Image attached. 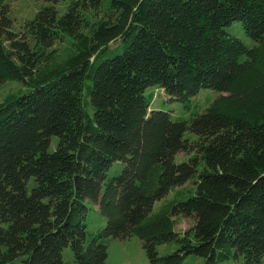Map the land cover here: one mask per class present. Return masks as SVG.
I'll return each instance as SVG.
<instances>
[{
    "label": "trees",
    "instance_id": "trees-1",
    "mask_svg": "<svg viewBox=\"0 0 264 264\" xmlns=\"http://www.w3.org/2000/svg\"><path fill=\"white\" fill-rule=\"evenodd\" d=\"M38 1L20 38L0 0V264H264V0Z\"/></svg>",
    "mask_w": 264,
    "mask_h": 264
},
{
    "label": "rangeland",
    "instance_id": "rangeland-1",
    "mask_svg": "<svg viewBox=\"0 0 264 264\" xmlns=\"http://www.w3.org/2000/svg\"><path fill=\"white\" fill-rule=\"evenodd\" d=\"M9 5V17L13 20L14 26L13 30L17 32L20 35V38L28 35V31L26 28V25L28 22L33 20L39 10L43 7L44 3L38 0H8ZM59 9L61 12H64L66 9L65 4H61L59 6ZM241 24L235 23L234 26H236L237 36L241 37L243 40H245L246 44L252 45V42L249 38L246 37L244 34V31H241ZM20 88V85L14 82H8L6 85H4L1 90L0 94L1 97H4L9 91H15ZM148 96L153 95L155 96V99L158 103L160 102H168L167 107L168 110L172 111V118H179L180 116H186V114L183 115L184 112H187V109L184 107L183 103H180L176 100L171 101L173 98L167 95V92L163 88L159 87H151L146 92ZM219 93L211 90V89H202L200 94L194 99L195 104H204V101L209 97H217ZM161 107H164V103L160 105ZM59 140L58 138H52L51 143L52 146L50 150L54 151L57 147ZM193 154H188L186 152H180L176 160L177 162L184 161L189 159V157H192ZM118 167L121 166L118 165ZM113 169L110 171V174L113 175L117 170ZM35 181L32 179L30 185H34ZM196 190V183L194 181H189L184 186L176 188L167 198H172L174 196H185L189 194H193ZM160 204V202H158ZM100 217L99 211H93L90 214L91 223L97 222ZM194 225V221L190 218H185L180 216L178 218V227L177 231L179 233H184L187 230H190ZM90 228H92V225H90ZM89 228V229H90ZM91 230V229H90ZM177 246L174 243L171 244H165L160 247V255L164 256L169 253H172L176 250ZM70 251L67 250L66 254L69 255ZM108 259L106 264H151L148 256L146 254V251L143 249L142 242L139 239H131L127 241H120V240H112L111 245L109 247V253H108ZM188 263L190 264H204V260L197 256H192L188 259ZM264 263V261H263Z\"/></svg>",
    "mask_w": 264,
    "mask_h": 264
}]
</instances>
